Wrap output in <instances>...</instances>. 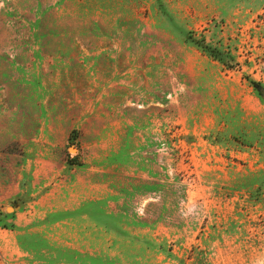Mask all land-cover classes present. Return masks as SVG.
<instances>
[{"label":"rangeland","instance_id":"1","mask_svg":"<svg viewBox=\"0 0 264 264\" xmlns=\"http://www.w3.org/2000/svg\"><path fill=\"white\" fill-rule=\"evenodd\" d=\"M261 89L264 0H0V264H264Z\"/></svg>","mask_w":264,"mask_h":264},{"label":"trees","instance_id":"2","mask_svg":"<svg viewBox=\"0 0 264 264\" xmlns=\"http://www.w3.org/2000/svg\"><path fill=\"white\" fill-rule=\"evenodd\" d=\"M199 43H200V42H199ZM201 45H202L203 48L207 47V46H205L204 44H202V42H201ZM254 83H255V82H254Z\"/></svg>","mask_w":264,"mask_h":264},{"label":"water","instance_id":"3","mask_svg":"<svg viewBox=\"0 0 264 264\" xmlns=\"http://www.w3.org/2000/svg\"><path fill=\"white\" fill-rule=\"evenodd\" d=\"M262 90V93L264 94V89H261ZM10 209H13V207H10Z\"/></svg>","mask_w":264,"mask_h":264}]
</instances>
